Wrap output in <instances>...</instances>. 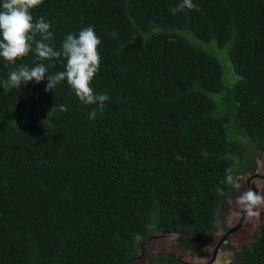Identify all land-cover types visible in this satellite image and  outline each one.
<instances>
[{"label": "trees", "instance_id": "trees-1", "mask_svg": "<svg viewBox=\"0 0 264 264\" xmlns=\"http://www.w3.org/2000/svg\"><path fill=\"white\" fill-rule=\"evenodd\" d=\"M179 2L43 0L32 9L33 22L51 23L56 50L94 27L101 64L90 86L110 100L90 120L96 105L66 81L45 91L47 74L6 91L8 73L34 66V53L0 58V264H132L154 235L201 252L230 229L240 174L264 152V0H193L198 10L173 15ZM201 44L227 52V78ZM39 62L52 73L66 63ZM231 248L228 264H264V216L250 242ZM148 263L194 264L166 252Z\"/></svg>", "mask_w": 264, "mask_h": 264}, {"label": "clouds", "instance_id": "clouds-1", "mask_svg": "<svg viewBox=\"0 0 264 264\" xmlns=\"http://www.w3.org/2000/svg\"><path fill=\"white\" fill-rule=\"evenodd\" d=\"M42 2L43 0H3L0 6V58L7 64H16L17 60H23L30 53H34V66L22 64L10 71L3 87L6 91L20 89L22 84L44 81L47 74L45 91H54L57 85L66 81L80 102L84 105H96L89 113V119L95 120L97 109L102 112L106 102L110 100L107 94H98L90 86L101 64L98 53L101 39L96 35L94 27L88 26L82 28L78 35L69 33L63 39L60 49L56 50L53 44L48 43L54 39L50 31L51 23L44 17L33 22L31 11ZM185 9L198 10V6L193 0H180L170 11L175 15ZM110 35L116 36L117 33L113 30ZM61 57L66 61L63 71L52 73L49 72L52 65L37 63ZM56 110L54 105L49 112ZM67 110L66 105L59 106V111ZM227 182L233 183L231 174L227 176ZM236 204L245 218L259 220L260 209L264 207V196L249 189L236 198ZM213 223L219 228L222 221L217 216Z\"/></svg>", "mask_w": 264, "mask_h": 264}, {"label": "rangeland", "instance_id": "rangeland-1", "mask_svg": "<svg viewBox=\"0 0 264 264\" xmlns=\"http://www.w3.org/2000/svg\"><path fill=\"white\" fill-rule=\"evenodd\" d=\"M204 48L209 51H215L213 54L219 56L220 62L225 70V78H227L228 68L231 66L229 58L227 57V52L222 54L221 50L217 46H211L207 48L206 44H201ZM221 54V55H219ZM254 163L256 168H249L246 171H242L240 174V183L237 191L232 196L230 203L228 204L226 214L229 217L228 225L230 228L237 226L241 221V226L230 234L228 239L220 243L217 251H215L218 246L220 239L228 231H219L215 235H212L211 241L208 243L206 251H197L185 249L181 246L178 241V235H154L148 240L142 243L141 251L138 257L133 261L132 264H149L148 255L150 253H172L178 257L188 260L194 264H228L235 257V253L231 248V245L241 248L246 242H250L252 235L264 216V207L260 209L259 220H249L247 218L241 220V210L236 204V198L242 194L244 191L249 189H256V192L264 196V152H258L254 155ZM246 172V173H245ZM248 172V173H247ZM245 173V174H244ZM254 188V189H253Z\"/></svg>", "mask_w": 264, "mask_h": 264}, {"label": "water", "instance_id": "water-1", "mask_svg": "<svg viewBox=\"0 0 264 264\" xmlns=\"http://www.w3.org/2000/svg\"><path fill=\"white\" fill-rule=\"evenodd\" d=\"M254 189V188H253ZM254 191L256 192V189H254ZM241 220L244 219V215L241 213V217H240ZM241 226V221L238 223L237 226H234L233 228H230L225 234L224 236L220 239V242L218 244V246L216 247L215 251H217L220 243H222L223 241H225V239L232 233L234 232L236 229H238L239 227Z\"/></svg>", "mask_w": 264, "mask_h": 264}]
</instances>
